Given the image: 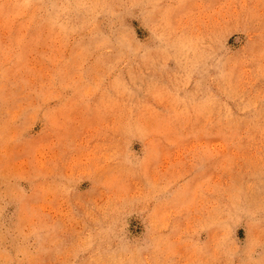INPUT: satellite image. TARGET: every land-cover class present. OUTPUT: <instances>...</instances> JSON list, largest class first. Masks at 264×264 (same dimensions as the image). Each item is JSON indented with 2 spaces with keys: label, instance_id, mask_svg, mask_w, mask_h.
Listing matches in <instances>:
<instances>
[{
  "label": "rangeland",
  "instance_id": "rangeland-1",
  "mask_svg": "<svg viewBox=\"0 0 264 264\" xmlns=\"http://www.w3.org/2000/svg\"><path fill=\"white\" fill-rule=\"evenodd\" d=\"M0 264H264V0H0Z\"/></svg>",
  "mask_w": 264,
  "mask_h": 264
}]
</instances>
